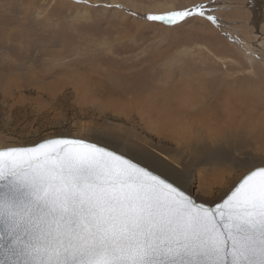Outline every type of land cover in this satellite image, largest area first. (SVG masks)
<instances>
[{"label": "rangeland", "instance_id": "1", "mask_svg": "<svg viewBox=\"0 0 264 264\" xmlns=\"http://www.w3.org/2000/svg\"><path fill=\"white\" fill-rule=\"evenodd\" d=\"M88 3L123 9L74 0H0V146L56 135L142 138L165 154L182 148L190 169L185 187L201 200L219 199L239 173L227 162L202 168L195 151L203 145L195 142L226 149L227 161L238 149L242 156L264 155V142L217 139L242 127L264 130V0H217L212 6L219 9V30L202 20L170 27L144 18L193 0ZM186 85L193 104L207 102V113L188 122L177 104L191 90ZM210 103L228 121L211 120Z\"/></svg>", "mask_w": 264, "mask_h": 264}, {"label": "snow or ice", "instance_id": "2", "mask_svg": "<svg viewBox=\"0 0 264 264\" xmlns=\"http://www.w3.org/2000/svg\"><path fill=\"white\" fill-rule=\"evenodd\" d=\"M216 3L144 18L219 30ZM187 159L182 148L165 154L133 137L0 146V264H264V155L238 149L227 164L239 177L217 200L185 187Z\"/></svg>", "mask_w": 264, "mask_h": 264}, {"label": "bare ground", "instance_id": "3", "mask_svg": "<svg viewBox=\"0 0 264 264\" xmlns=\"http://www.w3.org/2000/svg\"><path fill=\"white\" fill-rule=\"evenodd\" d=\"M225 5V4H224ZM264 20V19H263ZM225 22H227V21H225ZM229 23V22H228ZM239 39H241V38H239ZM261 40V39H260ZM248 42V41H247ZM244 43H245V41H244ZM249 49L248 50H251V48L250 47H248ZM263 58V57H262ZM246 60L247 61H249V63L251 62V57L249 56V57H247L246 58ZM224 81V80H223ZM223 81H222V83H223ZM225 82V81H224ZM190 86V85H189ZM189 86H187L186 85V87L185 88H190ZM135 88V87H134ZM191 89V88H190ZM189 89V90H190ZM215 92V91H214ZM193 93V91H192V89L188 92V94H186V96H184L183 98H182V100L181 101H184V102H179V103H177L178 104V109H181V108H185V109H183V110H181L182 112V114L184 115H182V118H183V120H186V122H188V121H191L190 119H193V118H195V116L197 115L198 116V114H200V116L205 112V113H207L206 111H205V104L207 103H205L204 101H195V103L193 104V102H194V94H192ZM184 94V93H183ZM182 94V95H183ZM214 94V93H213ZM203 97V96H202ZM201 97V98H202ZM217 96H215L214 98H216ZM200 98V99H201ZM181 99V98H180ZM197 99V98H196ZM203 99V98H202ZM209 99V98H208ZM178 100V99H177ZM198 102H200L199 104H200V108H198V109H196L197 107L196 106H198ZM228 102V101H227ZM186 103H192V105L191 106H193V107H189V106H186L185 107V104ZM216 103H219V101H216ZM230 103V102H229ZM227 105V108L229 109V106H228V103H226ZM231 104V103H230ZM212 103H210L209 104V107H210V109H212ZM241 105V104H240ZM239 105V106H240ZM234 108V107H233ZM216 110H218L217 109V107H215V105H214V110L212 109V118H211V120H213V121H217L218 122V124H219V122L222 120V121H225V120H227V116L225 117L224 116V114H222V112L220 113V115L219 116H217V114H216ZM235 110H237V109H235ZM238 112L240 111V109L239 110H237ZM232 115V114H231ZM178 116V115H177ZM180 116V115H179ZM204 116V115H203ZM211 116V115H210ZM208 117V116H207ZM234 117V116H233ZM171 117H169V124L170 125H174L175 124V120H173V119H170ZM200 118V117H199ZM210 118V117H209ZM202 119V118H201ZM225 119V120H224ZM230 119V118H229ZM179 121V120H178ZM178 121H177V123H178ZM180 121H182V120H180ZM179 121V122H180ZM228 121V120H227ZM231 121V120H230ZM237 121H239V120H237ZM186 122H185V124H186ZM206 122V121H205ZM251 122V121H250ZM223 123V122H222ZM168 124V125H169ZM180 124H181V122H180ZM224 124V123H223ZM216 125V124H215ZM220 125H222L221 124V122H220ZM175 126V125H174ZM178 126V125H177ZM182 126V125H181ZM181 126H178L179 128L181 127ZM183 126H184V124H183ZM189 126V125H188ZM199 126V125H198ZM256 126V125H255ZM202 127H203V125H202ZM211 127H212V125H211ZM214 127V126H213ZM188 128H190V127H188ZM198 128V127H197ZM199 128H201L200 126H199ZM171 129L173 130V128L171 127ZM231 129H235L236 130V127L235 128H232L231 127ZM244 129V131H241V132H234L233 133V135L231 134V132H229V131H226V132H223V134H222V136H219V137H217V139L218 138H220L221 137V140H223V142H224V144H227L230 140L231 141H235L236 143H238V144H245L246 145V143L245 142H247V141H250V140H253L255 143H257V145L258 144H262V142H264V130L263 129H259V130H257V131H253V132H248L247 131V129L248 128H246L245 129V127H242V130ZM251 129V128H250ZM185 131H186V129H184ZM195 130V129H194ZM197 130V129H196ZM204 130V129H203ZM212 130V129H211ZM214 130V129H213ZM219 130V129H218ZM249 130V129H248ZM256 130V129H255ZM180 131V130H179ZM221 131L222 130H220V133H221ZM234 131V130H233ZM176 132V131H175ZM181 132V131H180ZM184 132V131H183ZM211 132V131H210ZM171 133V132H170ZM195 133V132H194ZM173 135V134H172ZM177 135V134H176ZM210 136L212 135V133L211 134H209ZM210 136H207V137H210ZM174 137V136H173ZM206 137V138H207ZM213 137V136H212ZM211 137V138H212ZM171 138H172V136H171ZM170 138V139H171ZM227 138V140H225ZM174 140H176V139H174ZM214 139H212V141H213ZM173 142V141H172ZM181 142V141H180ZM186 142V141H185ZM176 143H178V142H176ZM195 143H197V144H200V145H203V146H200L201 148H197V150L195 151V155H196V162L198 163V165H200V166H203L202 168H205L206 166H218V165H220V166H223V165H225L226 164V162H227V159H228V151L226 150V149H224V148H222V147H215V148H207V147H209V146H205L206 144H207V142H205L204 140H199L198 142H195ZM209 143H210V138H209ZM180 144V143H179ZM224 144H222V146H225ZM233 144V143H232ZM181 145H182V143H181ZM228 146V145H227ZM158 152V151H157ZM194 158V157H193ZM161 167H164V165H160ZM203 174H205V173H203ZM200 175H202V174H200ZM190 177V176H189ZM189 179V178H188ZM187 181V180H186ZM185 181V182H186Z\"/></svg>", "mask_w": 264, "mask_h": 264}]
</instances>
